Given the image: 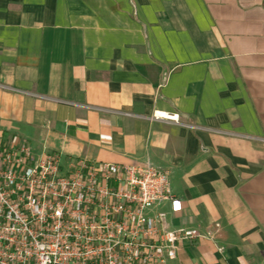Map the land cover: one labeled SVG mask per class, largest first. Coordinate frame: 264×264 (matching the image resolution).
Segmentation results:
<instances>
[{
	"label": "crops",
	"instance_id": "crops-1",
	"mask_svg": "<svg viewBox=\"0 0 264 264\" xmlns=\"http://www.w3.org/2000/svg\"><path fill=\"white\" fill-rule=\"evenodd\" d=\"M0 136L166 171L211 238L169 264H264V0H0Z\"/></svg>",
	"mask_w": 264,
	"mask_h": 264
},
{
	"label": "built area",
	"instance_id": "built-area-1",
	"mask_svg": "<svg viewBox=\"0 0 264 264\" xmlns=\"http://www.w3.org/2000/svg\"><path fill=\"white\" fill-rule=\"evenodd\" d=\"M166 177L148 164L60 166L0 136V264H169L180 243L211 238L168 226L179 206Z\"/></svg>",
	"mask_w": 264,
	"mask_h": 264
}]
</instances>
